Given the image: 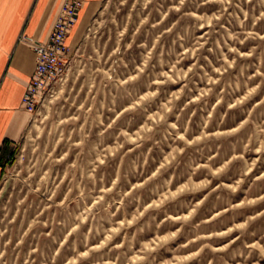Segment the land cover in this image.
Instances as JSON below:
<instances>
[{"label":"rangeland","instance_id":"1","mask_svg":"<svg viewBox=\"0 0 264 264\" xmlns=\"http://www.w3.org/2000/svg\"><path fill=\"white\" fill-rule=\"evenodd\" d=\"M68 46L0 264H264V0H101Z\"/></svg>","mask_w":264,"mask_h":264},{"label":"crops","instance_id":"2","mask_svg":"<svg viewBox=\"0 0 264 264\" xmlns=\"http://www.w3.org/2000/svg\"><path fill=\"white\" fill-rule=\"evenodd\" d=\"M80 22L68 39L72 45L85 28L101 0H82ZM64 0H0V182L4 162L13 146L21 142L31 121L23 107L36 67V56L30 46L20 42L22 35L40 42L49 39Z\"/></svg>","mask_w":264,"mask_h":264},{"label":"built area","instance_id":"3","mask_svg":"<svg viewBox=\"0 0 264 264\" xmlns=\"http://www.w3.org/2000/svg\"><path fill=\"white\" fill-rule=\"evenodd\" d=\"M80 9V1L65 0L46 42L21 36L19 41L28 44L36 56L35 71L22 100L28 112H34L51 83L60 76L70 50L68 37L78 21Z\"/></svg>","mask_w":264,"mask_h":264}]
</instances>
